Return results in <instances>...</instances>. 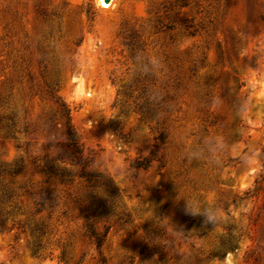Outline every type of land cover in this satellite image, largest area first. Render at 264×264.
Instances as JSON below:
<instances>
[{
    "label": "rangeland",
    "instance_id": "374dc122",
    "mask_svg": "<svg viewBox=\"0 0 264 264\" xmlns=\"http://www.w3.org/2000/svg\"><path fill=\"white\" fill-rule=\"evenodd\" d=\"M0 264H264V0H0Z\"/></svg>",
    "mask_w": 264,
    "mask_h": 264
},
{
    "label": "trees",
    "instance_id": "16d2710c",
    "mask_svg": "<svg viewBox=\"0 0 264 264\" xmlns=\"http://www.w3.org/2000/svg\"><path fill=\"white\" fill-rule=\"evenodd\" d=\"M60 117L64 119L62 134L68 141L69 145L74 147L73 153L70 154L73 160L81 166L80 175L81 176H88L89 173L86 171L87 160L83 157L79 156L82 152V149L79 144V136L77 131L75 130L72 122H71V115H70V108L64 103L60 107ZM52 125V123H51ZM160 139L164 142L166 139V134L162 132L160 134ZM152 156H139L136 159L130 162V165L134 169H148L150 166V162L153 159L154 151H151ZM164 160H161L160 166H163ZM46 166L48 167L49 171L55 175L66 176L70 175V173H66L63 170H56L54 169L49 162H47ZM111 207L106 205L105 201L97 197L92 191L89 193L88 201L85 206V216L87 219V231L88 234L93 238L94 242L96 243L97 247H101L104 241V238L107 236L110 226H106L103 231H99L95 226L94 221L91 219V216L94 214H103L107 215L111 212ZM34 231H42V228L39 225H36ZM201 235L206 234V231H202Z\"/></svg>",
    "mask_w": 264,
    "mask_h": 264
},
{
    "label": "clouds",
    "instance_id": "9594fccd",
    "mask_svg": "<svg viewBox=\"0 0 264 264\" xmlns=\"http://www.w3.org/2000/svg\"><path fill=\"white\" fill-rule=\"evenodd\" d=\"M206 146L209 153L217 152L223 147V139L219 137L210 138L208 141H206ZM185 211L191 215H203L206 217L208 222L213 223L214 225L217 221L223 220V217L220 216L219 211H212L202 208L200 202L195 197L187 199Z\"/></svg>",
    "mask_w": 264,
    "mask_h": 264
},
{
    "label": "bare ground",
    "instance_id": "6f19581e",
    "mask_svg": "<svg viewBox=\"0 0 264 264\" xmlns=\"http://www.w3.org/2000/svg\"><path fill=\"white\" fill-rule=\"evenodd\" d=\"M99 3L105 2L104 0H98ZM109 3L103 5L104 7H110V5L114 2V0H109Z\"/></svg>",
    "mask_w": 264,
    "mask_h": 264
},
{
    "label": "built area",
    "instance_id": "2783aa9c",
    "mask_svg": "<svg viewBox=\"0 0 264 264\" xmlns=\"http://www.w3.org/2000/svg\"><path fill=\"white\" fill-rule=\"evenodd\" d=\"M103 5L107 4L106 2H102Z\"/></svg>",
    "mask_w": 264,
    "mask_h": 264
},
{
    "label": "water",
    "instance_id": "95a60500",
    "mask_svg": "<svg viewBox=\"0 0 264 264\" xmlns=\"http://www.w3.org/2000/svg\"><path fill=\"white\" fill-rule=\"evenodd\" d=\"M105 2H108L109 0H104Z\"/></svg>",
    "mask_w": 264,
    "mask_h": 264
}]
</instances>
